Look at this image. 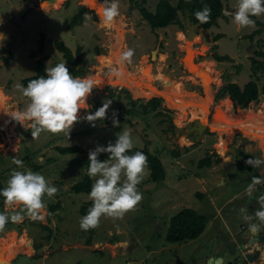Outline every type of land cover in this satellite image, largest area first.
I'll list each match as a JSON object with an SVG mask.
<instances>
[{"label": "rangeland", "instance_id": "obj_1", "mask_svg": "<svg viewBox=\"0 0 264 264\" xmlns=\"http://www.w3.org/2000/svg\"><path fill=\"white\" fill-rule=\"evenodd\" d=\"M66 1L55 0L51 4L55 8L46 5L47 10L42 14L31 15L26 9L19 13L18 18L24 20L20 25L23 28L19 31L20 38L14 37L10 41L8 36L0 43L2 59H6L4 54L9 51L13 65L11 68L5 64L0 66V84H4L3 91L6 94H14V99L22 98L15 85L21 84L23 78L35 74L36 59L41 58L38 45L43 38V52L49 56L42 60L45 68L63 61L68 65L63 54L56 48L55 42L60 40L73 54L77 47H81L82 61L79 67L85 73L84 77H95L100 85L94 88L87 98L89 107L80 110V121L73 125L68 138L63 133L52 135L45 132L41 133L38 139H32L28 134L31 130L27 124L22 126L8 115L16 109L22 110L26 103L20 100L21 108H18L13 104V99L9 101L7 96L0 92L2 189L6 186L11 171L16 168L12 164L13 157L21 159L24 163V169L18 170L31 169L39 172L51 185L58 188L52 199L46 196L44 198L48 214L43 222L32 221L26 217L21 223L9 222L6 225L0 236L11 237L0 243V252L11 249V258L8 260L10 263L7 264H171L175 259L186 261L203 248V245L213 242L212 236L216 228L219 229L222 225L221 216L216 215L215 219H212L217 209L221 208L227 217L230 214V222L239 219L232 213H240V203L245 191L237 192L240 189L245 190L252 179L247 170H241L235 164L227 171L228 165L225 167L226 163L222 159L228 158L225 155L227 148H240L244 145L258 147V141L240 132L228 137L227 131L224 133V130L211 128L213 120L208 118V114L211 108L218 110V120L221 124L215 126L217 129H220V126L223 128L222 124L232 126L233 114L240 116L245 113L241 118L247 113L255 118L264 115V93L260 94L257 102H251L239 113H234L236 107L229 98H216L218 90L223 86L235 82L243 86L251 80L249 57L254 55L256 49L264 51V15L252 17L255 27L245 29H238L233 23L230 24L228 21L232 20V16L224 15L207 29L209 37L221 35L219 39L208 41L197 27L196 35L187 40L186 15L181 18L183 28L170 24L158 31L152 30L142 18L141 8L154 12L161 0H119V15L115 18L114 26L100 22L96 4L103 3V0H96V4L94 0ZM168 1L172 5L178 2ZM221 2L224 11L229 12L237 5V0ZM15 4L16 0H6L0 5V12L7 14ZM83 6H86L84 14L68 29L73 15ZM13 20L19 23L17 18ZM258 29L259 32H255ZM251 33H254L252 39L246 37ZM146 44L151 47L148 49ZM128 49L134 52L131 62H121V55ZM154 49H157L156 57L151 59V51ZM214 53L232 57V61H219L213 57ZM212 59L217 63L211 64ZM187 61H192L198 66L195 73H190L185 67ZM237 70H240L239 73ZM117 72L120 75H117ZM80 77L83 78L81 75ZM263 84L264 76H261L258 85L261 87ZM125 90L130 92V97L136 101L134 106L139 112V101L146 102L155 96L163 97L161 108L164 114L155 116L149 113L146 116L131 117L127 112L131 105ZM190 91H195L203 98L206 94L209 96L206 119L199 113L205 110V98L201 102L195 98L190 100V96L195 95ZM110 95L112 96L109 97ZM105 100L112 101L107 113L114 111L120 127H113L112 118L107 122L95 121V127L83 119L87 114L96 111L95 104L101 107ZM199 105L203 106L204 110H200ZM222 107L225 109L222 110ZM196 123L207 125L208 130L202 134L188 131ZM124 128L131 129L134 147L147 146L151 153L158 151L166 171L165 179L163 183L149 180L147 167L143 181L137 186L143 199L136 210L115 221L102 217L99 227L93 229L90 236L79 227L82 217L79 208L90 202L88 193H74L70 188L83 177L84 155L97 145L114 143L116 134ZM204 135L210 136L205 143L201 142ZM241 135L244 139L240 138ZM227 137L224 149L223 141ZM74 145L82 147L84 153L62 154L55 149ZM258 145L262 150L260 143ZM206 154L211 157V166L197 167V161ZM254 154L255 158L260 157L259 151L255 150ZM237 157L240 161V151ZM26 158L30 159L29 163L24 161ZM175 160L180 161L184 167ZM258 176L264 178V168ZM196 177L204 179L203 182H197ZM220 179H224L221 184L218 183ZM212 197L215 206L211 202ZM230 198L231 201L226 202ZM0 202V212H5L3 197H0ZM57 203L59 205L56 210H49L51 205ZM183 208H191L205 215L208 220L206 230L194 240L169 245L164 241L168 219ZM47 235H50L48 241L44 239ZM88 237H91V242L86 245ZM35 243L42 245L35 249ZM205 257L206 253L203 252L202 262ZM5 258L0 257V261H6Z\"/></svg>", "mask_w": 264, "mask_h": 264}, {"label": "clouds", "instance_id": "obj_2", "mask_svg": "<svg viewBox=\"0 0 264 264\" xmlns=\"http://www.w3.org/2000/svg\"><path fill=\"white\" fill-rule=\"evenodd\" d=\"M94 3L96 4V0ZM96 6L100 22L114 26L115 18L119 15V0H103V3ZM223 14L232 16L238 29L254 28L255 20L252 17L264 15V0H237L235 11L225 10ZM195 16L198 21L205 23L211 17V8L204 5ZM4 39L5 35L0 33V41ZM133 55V50L128 49L121 55L120 61L131 62ZM44 71L45 76L29 80L26 86L20 83L15 85V89L26 98L27 103L22 110L16 109L8 115L22 126L27 124L32 139H38L45 132L52 135L63 133L68 138L73 125L80 121V110L89 107L87 98L100 82L92 76L74 77L65 61L46 67ZM116 74L120 75L119 72ZM111 103V100H105L101 107L83 119L95 127V121L108 118L107 111ZM112 125L120 127L115 113ZM116 136L114 143L97 145L88 153L87 175L95 182L88 193L92 206L79 221V227L83 231L99 227L102 217L113 221L122 219L128 212L136 210L143 199L137 186L146 175L147 156L141 151L128 154L134 148L131 129L124 128ZM101 153H106L107 159L99 160ZM245 163L254 169L264 168V158L250 157ZM12 164L16 168L11 171L6 186L0 189V197H3L5 206V212H0V232L4 231L9 222L18 224L26 217L43 222L48 214L44 198L46 196L52 199L58 192V188L51 185L39 172L31 169L18 170L24 169L21 159L13 157ZM259 185H264V178L254 175L245 189L248 199H255L258 203L254 214L249 215L246 207L240 209L243 220L251 222L249 234L252 236L264 230V193L257 195Z\"/></svg>", "mask_w": 264, "mask_h": 264}, {"label": "trees", "instance_id": "obj_3", "mask_svg": "<svg viewBox=\"0 0 264 264\" xmlns=\"http://www.w3.org/2000/svg\"><path fill=\"white\" fill-rule=\"evenodd\" d=\"M204 5H208L211 8V17L210 19L205 22L201 23L196 19L195 13L202 10ZM79 10L75 15H73L71 19L70 25H68V28H70L72 25L76 24L79 20V18L82 17L84 14V8ZM223 4L221 0H178L177 4L172 5L171 2L168 0H161L158 2L156 9L154 12H149L146 9L141 8L140 12L142 15V18L146 20V22L149 24L150 28L152 30L165 28L170 24H176L180 27H184V23L182 22L183 17L187 14L190 18L192 23H199V30L201 31L205 38L208 41H215L221 37V35H215L214 37H209L207 34V29L212 26L213 24L217 23V19L219 17L224 16L223 14ZM181 15V16H180ZM255 32H259V29ZM254 33H251L249 35H246L249 39H252ZM43 38L40 39L39 45H38V53L40 54L43 48ZM56 48L63 54L65 59L68 62V65L66 67L69 69L70 73L75 76H80L85 74L81 67H79L81 61H82V50L81 47H77L75 50V54L64 45V43L60 40H56L55 42ZM264 46V42L262 43ZM99 54V52H97ZM254 55L249 57L251 62V80L246 82L243 86L238 85L235 83H229L222 88L218 90V93L216 95V98H229L233 102V106L235 107V103L243 104L244 107H248L251 102H257L259 99V96L261 93H264V84L259 87L258 80L261 76H264V51L261 49L254 50ZM215 54V53H214ZM215 59L222 61V60H229L232 61V58L229 56H220L215 54ZM11 58V55H10ZM43 57L36 59V66H35V74L26 78H23L21 81V84L26 86L28 81L31 79L38 78L40 76H45V64L43 63ZM236 67V66H235ZM239 69V68H238ZM240 70H237V73H239ZM126 91V98L128 100V103L131 105L130 109L127 111L131 117H140V116H146L149 113H153V115H163V108H161L162 100L161 98H152L148 101H139V105L141 107V111H136L135 103L136 101L133 100L130 97V93ZM134 106V107H132ZM96 110L99 108L95 104ZM114 111H110L107 113L108 118L105 119L109 120V118H113ZM155 115V116H157ZM104 121V120H103ZM109 142L105 143L104 146H107ZM57 151H59L62 154H82L84 153V150L82 147L78 145H74L71 147H55ZM136 151H141L147 156V167L149 169V180L153 182H161L163 183L165 179V169L160 159V154H157L158 151L155 153H151L148 151L147 146H144L142 148L134 147L131 152L128 154H134ZM33 154L32 152H30ZM29 153V154H30ZM30 156L32 157V155ZM84 155V154H83ZM254 158L251 154H245L243 156L242 162L238 163L239 168H246L249 171H253L254 168H251V166L247 165L245 163L246 160L249 158ZM99 160L107 159L106 153H101L98 156ZM26 160V161H25ZM219 159L217 158L216 161ZM25 162L29 163L30 159L26 158L24 159ZM83 177L80 181L74 183L70 190H72L74 193H80V192H86L89 193L91 185L93 184L94 179H90L87 175V167H88V154L84 155L83 158ZM212 164L211 157L206 154L204 157L200 158L196 166L199 168L209 167ZM2 175H0V178ZM0 189H2V186L0 185ZM2 204V202H0ZM59 203L55 205H51L49 207V210H56L58 208ZM92 206V202H88L84 205H81L79 208V212L82 216L87 214L88 209ZM208 220L207 217L203 214H199L195 210L191 208H183L179 210L177 213L172 215L167 222V228H166V234L164 237V241L166 243H175L180 241H187V240H193L196 239L198 236L202 234L204 231L206 224ZM45 227V226H44ZM46 228V227H45ZM90 236L93 233V229H90L87 231ZM50 238V235H47L44 237L48 241ZM91 237H88L86 240V245L91 242ZM41 243H35L34 247L35 249H39L41 247Z\"/></svg>", "mask_w": 264, "mask_h": 264}, {"label": "crops", "instance_id": "obj_4", "mask_svg": "<svg viewBox=\"0 0 264 264\" xmlns=\"http://www.w3.org/2000/svg\"><path fill=\"white\" fill-rule=\"evenodd\" d=\"M5 1L6 0H0V5L2 3H4ZM42 1L43 0H16V4L13 5L11 11H9L7 14H4L3 15L0 12V33H3L5 35V37H8L9 36V40L10 41H12L14 39V37H16L17 39H19L20 38V35H19L20 32L19 31L21 29H23L20 26L21 23H22L21 21H24V20H21L20 18H18L19 13L22 12V10H24V9H26L31 15L32 14H42V13H44L45 10H47V9H45V6L44 7L43 6H40V4L37 5V2L38 3H41ZM66 2H68V0ZM50 6H51V8H55L52 5H49V7ZM83 7H86V6H83ZM84 9H86V8H84ZM234 11H235V8H232V11L231 12H234ZM13 18H17L20 24L17 23V22H15L13 20ZM230 19H232V18H230ZM27 21H28V19H27ZM90 21L92 22V20H88V22H90ZM228 22L230 24L233 23L232 20L231 21L229 20ZM157 31H158V29H157ZM1 42L2 41H0V43ZM147 46H148V49L151 47V45H147ZM0 47H1V44H0ZM43 49H44V42H43L42 51H41V53H40L39 56L40 57H43V59L46 60V58L49 57V56L47 55V53L43 52ZM153 51H151V52H153ZM0 52L2 53V48L0 49ZM42 52L44 53L43 56H42ZM1 53H0V66H2V65L5 64V65H8L9 67L10 66L12 67L13 65L11 64L12 62L10 61L11 58H10L9 51H8V53L4 54V57L6 58L5 60L2 59ZM210 63L211 64H216L217 62L212 59V61H210ZM249 69H250V67H249ZM250 72H251V70H250ZM0 88H1V91L0 92L3 93V94H5L7 96V98H8L9 101H10V99H13L14 100V101H12L13 104L16 105L18 108H21V106H20L21 105L20 100L22 102H24V103H27V100L24 97H22L21 99H14V97H13L14 94H10V95L6 94L3 91L4 84L3 85L0 84ZM225 99H228V98H225ZM6 104H8V102ZM25 106L26 105H24L23 107H25ZM223 108L224 107H222V110H223ZM203 110H204V108H203ZM198 112H199V110H198ZM231 112H232V110H231ZM103 125H106V124H103ZM28 134L31 135V133H28ZM209 137L210 136L204 135L203 141H201V142H203V143L207 142V140H209ZM240 138L241 139H244V136L241 135ZM251 138H253V137H251ZM220 142H221V139H220ZM226 142H227V140H224L223 141V147L222 148H224V149H226V146H225V143ZM254 142L257 143L256 141H254ZM246 143H248V142H246ZM257 146L258 147H255V146H252L251 147V146H245L244 145L243 147H240V148L239 147H234L236 149V160L235 161H233V157L231 158V156L229 154L228 155L225 154L228 157L226 160L224 159V157H223V159L221 157V159L224 160V162L226 163V166L225 167H227V165H228L227 171L231 170V168H232L231 165H233V164H235L236 166H238L237 164L242 162L243 156L245 154H248L249 153V154L253 155V157L255 158L254 151L257 150V151H259V154H260V157H261L262 150L259 148L258 143H257ZM224 149H222V152L224 151ZM238 151H240V153H241V160L240 161H238V157H237ZM180 157H182V156H180ZM175 162L178 163L181 167H184V165L181 164L180 161L175 160ZM240 169L241 170H243V169L244 170H247L246 168H240ZM262 169L263 168H261V170ZM216 171H219V170H216ZM247 171L250 173V177H251V172L249 170H247ZM165 173H166V171H165ZM196 178H197L196 179L197 182H199V183H202L203 180H204L201 177H196ZM223 181H224V179H220L218 183L221 184V183H223ZM259 187H264V185H259ZM243 191H245V190L240 189L237 193H241ZM245 195H246V193L244 194L243 198L245 197ZM234 197H236V196H233V198ZM231 199L232 198L228 199L226 202H230ZM211 202L215 206V202H214L213 197H212ZM240 206L241 207H246L248 209V214L249 215L254 214L255 210L258 207L257 205L254 204V202H252L251 200H249L248 197H247V201H241ZM241 207L239 209H241ZM216 215L218 217L221 216V218H222V220H221L222 221V225H220L221 227L219 229L216 228V231L214 232V234L212 236V241L213 242H208L205 245H203L204 247L201 248L200 250H197V252L194 253L188 260L184 261V260L175 259V260H172L171 264H204L205 263L204 260L207 259L208 257L212 256L215 253L216 254L214 256H224L223 252L225 251L226 246L229 245V244H235V242L237 243V245H241L242 244L244 246V248H246V252L241 253V254H246V253H251V252H258V258L255 261H252L250 263H244V264H264V246H263L264 245V230L260 231L261 233L258 234L259 241L256 242V243H254V244H252V245H250V242L252 241V239L255 238L254 236H252V235L249 234V223H251V222L244 221L243 218H242L241 212L240 213H237V214L233 212L232 215L238 217L239 219H235L234 221H231V222L229 221V220H231V215L228 214V217H227L225 214L222 213L221 208L216 210V214L212 217L213 220L215 219V216ZM207 224H208V222H207ZM205 230H206V227H205L204 231ZM8 237L10 238L11 236L10 235H8V236H0V239H2V240H0V243L3 240H5L6 238H8ZM175 243H177V242H175ZM168 244L170 245V244H174V243H168ZM209 247H212V248L209 249ZM182 252H183V250H182ZM203 252L206 253V257L204 258V260L202 262ZM10 253H11V249L3 250V252H0V257H3V256H4V258L6 257L7 258V259L5 258L6 259V262H8L9 258H11L10 257ZM224 258H226V260L229 259V257H224ZM8 263H10V262H8ZM217 264H220V260L218 261Z\"/></svg>", "mask_w": 264, "mask_h": 264}, {"label": "water", "instance_id": "obj_5", "mask_svg": "<svg viewBox=\"0 0 264 264\" xmlns=\"http://www.w3.org/2000/svg\"><path fill=\"white\" fill-rule=\"evenodd\" d=\"M54 1L55 0H45V1H42L41 3L37 2V5L40 4V6L44 7L46 5H51ZM198 26H199V23L198 22L197 23H192L190 18L186 14L185 35H186V39L187 40L191 39L192 36L196 35V31L195 30H196V28ZM156 48H158V46ZM155 53H157V49H155L152 52L151 59H153L154 56L156 57ZM187 69L190 70L189 68H187ZM190 73L193 74V73H195V71L194 70H190ZM82 76L84 77L85 75L83 74ZM193 93L198 95V93H196V92H193ZM235 107H236V110H235L234 113H236L237 111L242 110L244 108L243 104H238V103H235ZM215 114H216L215 109H213V108L210 109V112L208 114V118L210 120H215ZM244 114H242V116H244ZM207 130H208L207 126H202L199 123H196L195 125L190 127L188 131H190V132L196 131V132H198V134H202L204 131H207ZM226 131H230V129H227ZM224 133H225V131H224ZM227 150L230 153H232L233 161H235L236 160V149L234 147H229V148H227ZM260 158H264L263 153H262ZM260 170L261 169H255L254 173H258ZM262 193H264V192H262ZM258 194H260V193H258ZM251 201L254 202V204L258 206V203H257V201L255 199H252ZM260 233L261 232H258L254 236L255 238L252 239V241L250 242V245H252V244H254V243L259 241L258 234H260ZM244 252H246V248H244V246L242 244L241 245H237V243L235 242V244H229V245L226 246V249L223 252L224 256H214L216 254L215 253L212 256L208 257L204 264H217L219 260H220V264H244V263H250L252 261H255L258 258V252H251V253L241 254V253H244ZM224 257H229V259L226 260V258H224ZM0 262H1L0 264H7L8 263L5 260H1Z\"/></svg>", "mask_w": 264, "mask_h": 264}, {"label": "bare ground", "instance_id": "obj_6", "mask_svg": "<svg viewBox=\"0 0 264 264\" xmlns=\"http://www.w3.org/2000/svg\"><path fill=\"white\" fill-rule=\"evenodd\" d=\"M185 67L189 68L190 70H194L195 72L198 69V66L194 64L192 61H189V62L187 61V63L185 64ZM193 98L197 99L198 101L200 100L199 102L203 101L205 98V101H206L205 110L199 113H201L206 119L207 113L209 111V100H210L209 96L206 94L205 97L203 98L195 94L194 96H190V100ZM199 107H200V110H203L204 108L203 106H200V105ZM217 112L218 110L216 111V114H215V120H213L214 127L212 126L211 128L215 130H219V131H222V130L226 131L227 129H230V131H227L228 137H231V135H233L236 132H240L243 135L253 137L260 143L261 148L263 150L262 153L264 155V115L262 117L260 116V118H255L253 115L247 113L245 117L241 118L242 115L238 116L236 114H233L231 115V120L234 121L232 126L231 125L224 126V124H222L223 128H221L220 126V129H217L215 128V126L218 124L219 125L221 124L220 121L218 120L219 117H218ZM237 112L239 113L240 110ZM228 137L225 140H227Z\"/></svg>", "mask_w": 264, "mask_h": 264}, {"label": "flooded vegetation", "instance_id": "obj_7", "mask_svg": "<svg viewBox=\"0 0 264 264\" xmlns=\"http://www.w3.org/2000/svg\"><path fill=\"white\" fill-rule=\"evenodd\" d=\"M159 87H161V85H159ZM195 90V89H194ZM188 92V91H187ZM190 92H195V91H190ZM130 93V92H129ZM202 93V92H201ZM112 95H110L109 97H111ZM152 98H161V100H162V102L164 101V99L161 97V96H155V97H152ZM152 98H150V99H152ZM149 100V99H148ZM147 100V101H148ZM212 109V108H211ZM225 154H229L230 156H231V158H232V154L230 153V152H226ZM254 171H255V169L253 170V171H250L251 172V178L254 176V175H256V176H258V173L260 172H258V173H254ZM258 192L259 193H262V192H264V187H259V186H257V194H258ZM241 201H247V196L245 195V197L244 198H242L241 199Z\"/></svg>", "mask_w": 264, "mask_h": 264}]
</instances>
